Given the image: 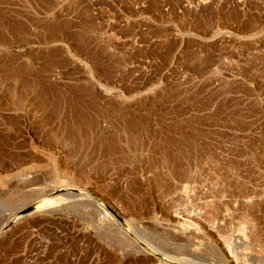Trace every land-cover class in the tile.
<instances>
[{"label":"rangeland","instance_id":"374dc122","mask_svg":"<svg viewBox=\"0 0 264 264\" xmlns=\"http://www.w3.org/2000/svg\"><path fill=\"white\" fill-rule=\"evenodd\" d=\"M225 263L264 264V0H0V264Z\"/></svg>","mask_w":264,"mask_h":264},{"label":"bare ground","instance_id":"6f19581e","mask_svg":"<svg viewBox=\"0 0 264 264\" xmlns=\"http://www.w3.org/2000/svg\"><path fill=\"white\" fill-rule=\"evenodd\" d=\"M60 171H61V170H60ZM30 209L34 211V210L36 209V207L33 206V207H30ZM25 212H26V211H25ZM28 212H29V211H28ZM27 215H28V214H27ZM109 218H110V216H109ZM111 218H112L111 221H113V222H112L113 224H116V225H117L118 222H119V223L121 222L116 216H115V217L113 216V217H111ZM111 218H110V219H111ZM10 220H11V219H10ZM10 220H9V221H10ZM12 220H13V219H12ZM111 221H110V222H111ZM105 224H106V223H105ZM117 226H118V225H117ZM119 226H120V225H119ZM231 260H232V259H231ZM231 260H230V261H231ZM223 263H224V262H223ZM225 264H226V263H225Z\"/></svg>","mask_w":264,"mask_h":264},{"label":"water","instance_id":"95a60500","mask_svg":"<svg viewBox=\"0 0 264 264\" xmlns=\"http://www.w3.org/2000/svg\"><path fill=\"white\" fill-rule=\"evenodd\" d=\"M30 210H31L30 207H27V208H26V211H30Z\"/></svg>","mask_w":264,"mask_h":264}]
</instances>
